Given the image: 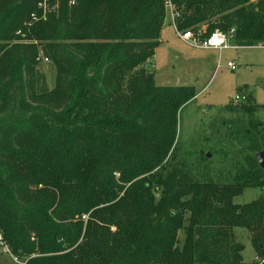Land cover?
Segmentation results:
<instances>
[{"label":"trees","instance_id":"1","mask_svg":"<svg viewBox=\"0 0 264 264\" xmlns=\"http://www.w3.org/2000/svg\"><path fill=\"white\" fill-rule=\"evenodd\" d=\"M53 1L58 10L33 22L38 0H0V232L14 254L25 264H244L231 231L264 224V193L242 207L245 182L202 181L174 161L178 114L197 92L158 84L147 67L164 0ZM173 1L180 30L235 27L238 46L264 45V0ZM40 56L56 68L51 90L37 86ZM247 96L248 110L259 107ZM254 247L264 258V230Z\"/></svg>","mask_w":264,"mask_h":264},{"label":"rangeland","instance_id":"2","mask_svg":"<svg viewBox=\"0 0 264 264\" xmlns=\"http://www.w3.org/2000/svg\"><path fill=\"white\" fill-rule=\"evenodd\" d=\"M202 30L204 36L206 24H202ZM160 41L147 65L157 83L193 85L197 92L179 111L174 161L202 181L245 182L244 193L234 198V202L245 207L264 193L257 159L264 147L263 44L229 48L221 54L196 48L179 37L169 19L164 23ZM39 62L37 86L42 91L51 90L55 85V65L49 59L40 58ZM228 62L235 68L228 66ZM248 93L259 105L252 111L244 105ZM252 214L258 216L259 211L254 207ZM259 229L264 230V224L238 226L231 231L234 242L245 247L244 264H264V258L257 256L254 247ZM184 237L181 229L179 238L182 241ZM27 259V256L19 257L22 263ZM0 262L20 264L1 246Z\"/></svg>","mask_w":264,"mask_h":264},{"label":"built area","instance_id":"3","mask_svg":"<svg viewBox=\"0 0 264 264\" xmlns=\"http://www.w3.org/2000/svg\"><path fill=\"white\" fill-rule=\"evenodd\" d=\"M253 1V0H251ZM71 5L75 3V0L70 1ZM164 5L166 8V20L169 19L171 23L173 24V27L176 31V33L179 35V37L184 40L189 45L196 47V48H202V49H217L219 51L229 49V48H235L239 47L234 41H233V35L235 33V27L231 28L228 31H224L222 29H215L213 30L208 36H203V30L202 27L196 30L193 29H186V30H180L177 26V20L180 18L181 13L177 9L175 3L173 0H164ZM59 3L58 1L53 0H38L37 3V12H33L31 14V20L33 22L38 21H46L51 14L55 13L58 10ZM205 33V32H204ZM41 58V56H40ZM46 61L48 60L47 57H42ZM228 66H230L232 69L235 68V65L232 62L227 63ZM240 96H236V100H239ZM0 246L2 249L10 253L13 260L20 264H25L19 261V257L12 254V251L5 241L2 233L0 232Z\"/></svg>","mask_w":264,"mask_h":264},{"label":"water","instance_id":"4","mask_svg":"<svg viewBox=\"0 0 264 264\" xmlns=\"http://www.w3.org/2000/svg\"><path fill=\"white\" fill-rule=\"evenodd\" d=\"M258 163L261 168H264V152H259L257 154Z\"/></svg>","mask_w":264,"mask_h":264},{"label":"crops","instance_id":"5","mask_svg":"<svg viewBox=\"0 0 264 264\" xmlns=\"http://www.w3.org/2000/svg\"><path fill=\"white\" fill-rule=\"evenodd\" d=\"M264 46V45H263ZM207 50H212V51H218L220 54H221V52L223 51H219V50H217V49H207Z\"/></svg>","mask_w":264,"mask_h":264}]
</instances>
